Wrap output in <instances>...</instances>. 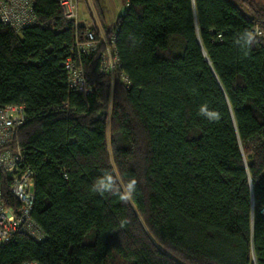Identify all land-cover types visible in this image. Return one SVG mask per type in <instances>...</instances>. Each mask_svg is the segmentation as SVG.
<instances>
[{"label":"trees","instance_id":"trees-1","mask_svg":"<svg viewBox=\"0 0 264 264\" xmlns=\"http://www.w3.org/2000/svg\"><path fill=\"white\" fill-rule=\"evenodd\" d=\"M90 1L126 81L101 74L98 54L76 56L88 27L58 0H33L37 24L19 32L0 21V106L25 108L11 145L35 173L31 216L43 232L0 246V264H264V40L247 52L234 43L264 32V5L126 0L107 27ZM69 56L88 94L69 86ZM202 103L219 119L201 116ZM104 171L122 192L135 180L134 194L92 192ZM8 187L0 172L6 197Z\"/></svg>","mask_w":264,"mask_h":264},{"label":"built area","instance_id":"built-area-1","mask_svg":"<svg viewBox=\"0 0 264 264\" xmlns=\"http://www.w3.org/2000/svg\"><path fill=\"white\" fill-rule=\"evenodd\" d=\"M82 2V1H81ZM80 0H58L59 8L66 20L76 26H85L82 37H76L74 51L78 58L81 55L98 54L99 72L110 75L118 71L119 60L114 47L115 35L107 38L103 33L98 35L89 28V20H80L78 5ZM33 0H0V21L19 32L26 26L37 24L33 10ZM255 38L264 40V32L255 28L252 32ZM69 86L76 92L88 94L90 84L85 76L80 59L77 62L69 56L63 63ZM123 81L126 78L121 75ZM109 111L107 112L108 116ZM26 120L23 105L6 104L0 106V172L9 180V197L4 196L0 188V246L12 241L19 233L40 241L43 238L42 230L34 223L31 212L35 200L33 169L26 162L20 148L11 145L16 131ZM13 199L15 206L7 205ZM260 213L264 216V210ZM22 264H39L34 261Z\"/></svg>","mask_w":264,"mask_h":264},{"label":"clouds","instance_id":"clouds-1","mask_svg":"<svg viewBox=\"0 0 264 264\" xmlns=\"http://www.w3.org/2000/svg\"><path fill=\"white\" fill-rule=\"evenodd\" d=\"M254 42V35L247 30L240 32L234 39V43L245 52L251 49ZM198 113L209 121L219 119V113L210 108L208 103H202L199 105ZM135 187L136 181L131 180L127 184L126 189L122 192L117 178H115L110 172L104 171L92 181L90 190L102 196L106 194L118 196L122 201H124L128 200L134 194Z\"/></svg>","mask_w":264,"mask_h":264},{"label":"rangeland","instance_id":"rangeland-1","mask_svg":"<svg viewBox=\"0 0 264 264\" xmlns=\"http://www.w3.org/2000/svg\"><path fill=\"white\" fill-rule=\"evenodd\" d=\"M82 1V2H81ZM236 1L237 4H239L245 11H248L245 3H254V4H261L264 5V0H233ZM80 4L78 5V12H79V17L80 20H89L90 24L93 25L97 30V34L100 35L103 33L105 37L107 38L109 35L105 33V29L103 28V24L100 23L99 17L96 15L95 9L92 7V2L90 0H80ZM99 3L101 5V10L104 14V20H105V25L107 27L111 26L116 17L123 12L126 6V0H99ZM92 26V27H93ZM94 30V28H93ZM95 31V30H94ZM111 81L116 80L119 78L122 82V78L120 74L117 72H114L113 74L109 75ZM110 113V108L108 109ZM109 113L108 116L106 115L105 119L108 121L109 120ZM107 114V112H106ZM110 264H124L122 263V260L118 258L117 256L113 257L112 259L109 260Z\"/></svg>","mask_w":264,"mask_h":264}]
</instances>
